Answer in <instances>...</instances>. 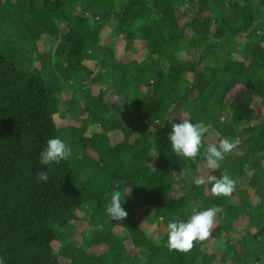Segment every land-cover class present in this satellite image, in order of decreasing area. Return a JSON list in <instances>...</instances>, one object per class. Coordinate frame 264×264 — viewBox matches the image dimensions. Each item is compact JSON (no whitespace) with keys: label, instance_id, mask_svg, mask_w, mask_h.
Here are the masks:
<instances>
[{"label":"trees","instance_id":"obj_1","mask_svg":"<svg viewBox=\"0 0 264 264\" xmlns=\"http://www.w3.org/2000/svg\"><path fill=\"white\" fill-rule=\"evenodd\" d=\"M186 1L193 10L191 18L180 0L6 2L4 20H11L20 41L0 43L4 264H60L53 243L64 239L79 212L102 229L87 248L70 257L69 264H264V0ZM97 20L112 22L129 50L138 39L145 43L142 61L123 64L110 51V63L103 60L107 70L94 79L106 85L113 74L115 82L109 88L115 89L118 82V92L131 95L133 108L90 91L77 98L65 94L71 75L91 74L83 61L96 58L92 53L99 49L93 24ZM43 34L58 42L56 65L64 74L62 82L45 78L49 68L44 64L33 66L36 42ZM243 34L240 60L235 48L225 51L218 46V42L229 46ZM238 87L244 88V95L230 99ZM177 107L188 112L191 122L202 121L208 127L198 164L172 151L169 135ZM61 112L80 119V125L59 128L55 116ZM95 128L102 129L101 134L86 137ZM109 130H121L123 141L112 144ZM211 132L218 136L214 143L206 139ZM54 137L71 146L72 156L45 168L40 153ZM222 138L240 140L239 150L210 173L219 178L227 172L235 179L230 198L215 197L209 184H195L200 166H206L204 150L219 146ZM180 165L191 172L190 180L178 178L183 175ZM41 170L49 172L47 183L37 179ZM114 190L124 194L122 206L128 217L121 222L111 220L105 211ZM248 191L253 200L246 198ZM213 206L224 210L212 231L221 242L218 253L206 252L205 241L188 254L169 251L168 222L176 218L186 222L193 211ZM141 210L162 220L160 242L138 221ZM244 217L249 219L248 232L241 235L235 224ZM241 236L252 244L240 241ZM127 241L139 254L128 251Z\"/></svg>","mask_w":264,"mask_h":264},{"label":"rangeland","instance_id":"obj_2","mask_svg":"<svg viewBox=\"0 0 264 264\" xmlns=\"http://www.w3.org/2000/svg\"><path fill=\"white\" fill-rule=\"evenodd\" d=\"M8 0H0V43L1 44H7L9 43L11 45L12 41H20L19 40V33L16 30V28L13 26L10 19L4 20V8H8L6 6ZM197 1V0H196ZM180 2L184 5L185 10H187L189 17L191 18L193 14V10L190 8L189 3L186 0H180ZM39 4L42 5V0H39ZM112 23V22H111ZM111 23L105 24L103 21H95L93 24L96 28V30L99 32V49L96 50V52H93L92 55H95L96 58H87L83 62V64L87 67L88 70L91 71V74L88 76L84 73H77L73 74L68 78V82L66 84L67 91L65 94L67 96H70V98H77L79 97L82 92L90 91V94L95 97L105 96V101H110L115 105L123 106V107H129L133 108L132 103L129 102L131 99L130 94H121L118 92L117 89V83H115L116 88L113 90L109 88L110 84H114L115 79L112 74L109 83L106 85H101L100 83H94V79L102 74L105 73L107 70V67L103 64V60L110 63L111 57H110V51L113 52V55L115 56V60L119 61L123 64H127L134 60H144L146 55V48L145 43L138 39L134 42V46L132 50L127 49L126 40L122 35L118 34L116 30L113 28V25ZM245 34L238 36L235 40L232 41L231 45L223 47V45H219L220 42H218V46L220 48H223L225 51L233 50V48L236 49V53L234 54L236 59H242L238 54L239 50L241 51L243 44L245 43ZM26 43V42H25ZM58 42H56L51 36L47 34H43L39 40L36 42L37 51L34 52V62L33 66H39V68L43 67V64L49 68L47 71L43 73L44 77L50 80H59V82H62L64 79V74L60 73V71L57 69V65L59 63V59L56 55V48H57ZM228 47V48H226ZM225 51L222 53L224 54ZM44 53L45 56H41V54ZM211 58L209 62L211 63ZM63 64L67 65L66 60L62 61ZM189 79L192 80V75L189 76ZM65 86V85H64ZM245 91L243 87H238L235 89L230 95L229 98L233 99L235 97H239L241 95H244ZM103 103V101L101 102ZM259 110H262L261 106H258ZM177 112L173 115L171 118L172 122L174 123H181L182 119H187L190 121L189 114L184 110V108H176ZM184 110V111H183ZM56 123L59 128L64 127H72V126H79L80 125V119H76L74 116H71L69 114H66L64 112H61L55 116ZM96 130H91L87 133L86 137H91L93 133H97L100 135L102 129L95 128ZM108 136L112 144H116L117 142L123 141V133L121 130L117 131H108ZM218 138L217 134L215 132H211L209 136L206 138L208 142L214 143V141ZM154 152H152V156L154 157ZM182 165V164H181ZM179 166V170H183V175H179L177 172V175H179L178 178L184 177L185 179H191L192 174L189 172L185 166ZM209 174V170L202 164L199 168V171L197 173V176H206ZM197 177V178H198ZM242 185H246L245 181H242ZM247 199L253 200L254 195L253 192L248 191V195L246 197ZM79 220H75L72 223V229L68 232L64 233V239L61 241H56L53 243L54 249L58 255V261L60 264H69V259L71 256H73L78 250L81 248H87L89 246L90 240L93 239L95 236V233L100 231L102 229V226L99 224H92L91 220H88L84 213L79 212ZM138 221L141 223L142 227L147 231V233L154 238L156 242H160L162 236L164 235V232L162 231V220H158L153 217L151 213H149L146 210H141L138 213L137 216ZM248 217L242 218L238 223L235 224L236 232L241 235H246L248 232ZM220 223V220L216 218L215 225L213 229ZM212 229V231H213ZM114 231L118 233L120 237H124L125 234L121 233L119 231V228H115ZM212 231L210 237L205 241L204 249L208 253H218V249L221 248V242L214 239L212 237ZM229 239H231L230 234L226 236ZM240 241H244V243H251L253 240H249L247 238H243L241 236ZM128 251L132 254H139V250H136L134 245L132 243L128 242L126 243ZM143 256V254H142Z\"/></svg>","mask_w":264,"mask_h":264},{"label":"clouds","instance_id":"obj_3","mask_svg":"<svg viewBox=\"0 0 264 264\" xmlns=\"http://www.w3.org/2000/svg\"><path fill=\"white\" fill-rule=\"evenodd\" d=\"M207 132L208 127L202 121L193 123L187 119H182L181 123H173L172 131L169 135L173 153L183 160H191L193 163L198 164L197 157L201 154L203 139ZM239 145V138L234 140L222 138L219 141V146H207L203 155L209 174L196 178V186L200 187L209 184L215 197L230 198L235 191V179L227 172L219 178L210 173L217 170L228 155L237 152ZM71 156V146L61 138L54 137L47 141V146L40 153L39 160L42 166L48 168L53 164L59 165L62 161L67 162ZM37 179L47 183L49 181V172L41 170L37 173ZM205 191L207 192V189ZM123 201H125L124 194L119 190H114L105 209L111 220L121 222L127 219L128 213L122 206ZM223 211L222 208L213 206L204 211H193V214L186 222L179 218L169 221L167 224V247L169 251H178L184 254L190 253L197 243L206 241L210 237L216 218ZM0 264H4L3 259H0Z\"/></svg>","mask_w":264,"mask_h":264}]
</instances>
